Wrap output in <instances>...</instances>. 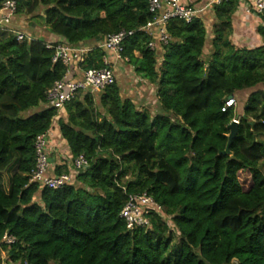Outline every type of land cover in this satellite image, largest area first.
<instances>
[{"label": "trees", "instance_id": "trees-1", "mask_svg": "<svg viewBox=\"0 0 264 264\" xmlns=\"http://www.w3.org/2000/svg\"><path fill=\"white\" fill-rule=\"evenodd\" d=\"M238 6H213L205 61L197 18L170 21V41L158 52L142 32L124 41L125 65L155 88L156 114L124 99L116 75L98 94L78 92L61 110L45 108L66 68L52 62L45 42L0 32V238L15 240L0 254L14 264H264V92L247 97L241 116L221 111L235 93L264 85V47L229 41ZM38 10L60 39L52 46L94 48L152 18L147 0H17L18 16ZM104 56L94 48L79 74L101 69ZM233 120L237 134L222 155ZM47 132L69 162L48 168L71 176L58 190L29 183L35 139ZM77 157L87 166L73 172ZM143 193L160 212L148 213L149 228L128 230L119 214L129 195Z\"/></svg>", "mask_w": 264, "mask_h": 264}, {"label": "built area", "instance_id": "built-area-1", "mask_svg": "<svg viewBox=\"0 0 264 264\" xmlns=\"http://www.w3.org/2000/svg\"><path fill=\"white\" fill-rule=\"evenodd\" d=\"M226 2V0H211L212 6H217ZM239 6L243 7L246 12L257 16L260 19V28L264 29V0H238ZM148 12L152 18L143 27L134 31L121 30L116 34L107 36L96 47L106 52V56L102 58L101 69H93L83 72L76 76H72L73 69L78 70V66L83 63L86 55L94 48L87 46H68L57 44L52 46L45 43L46 50H53V63L57 61L66 68L63 78L54 83L53 86L45 94V108L61 110L62 107L70 102L78 92L89 93L91 95L98 94L105 88L111 86L115 82V65L117 63H126L127 60L122 59L124 41L133 36L136 32H142L150 38L148 49L158 52L170 41L167 32L168 23L172 20L183 21L189 24L195 19L199 13L191 6L183 3V0H147ZM17 0H0V32L13 36L18 43L35 41L33 37L27 35L15 28L11 24L16 17ZM79 73V70H78ZM236 106L234 99L225 102L222 112ZM238 124L236 120H233ZM50 132L42 134L35 139L34 153L35 166L30 173L29 183H35L41 188L49 190H58L71 183V176L61 174L54 176L48 174V138ZM73 172H80L87 163L82 157H77L71 164ZM150 211L160 212V208L145 193L140 195H129L126 203L122 208L119 217L123 219L128 230L136 228H149V221L146 218ZM15 242L7 233L0 238V246L9 247ZM0 264H14L7 256V252L0 254ZM20 264V263H18ZM21 264H28L23 262Z\"/></svg>", "mask_w": 264, "mask_h": 264}, {"label": "crops", "instance_id": "crops-1", "mask_svg": "<svg viewBox=\"0 0 264 264\" xmlns=\"http://www.w3.org/2000/svg\"><path fill=\"white\" fill-rule=\"evenodd\" d=\"M183 3L187 6H191L192 8L196 9L197 11H199L196 18L202 22V24L205 28V33H206V48L204 49L203 55H202V59L205 61L207 59L208 55L211 53L210 41L212 40V37H213L212 28H213V25L215 24L213 9H212L213 6L211 5V0H183ZM15 18L13 19L11 26H13L12 28L16 29ZM259 28H260V19L257 16L246 12V10L243 7L238 6V9L235 11V13L232 15V18H231V26H230L231 36L229 37V41H230L231 45L237 49H254V48H258V47H262V46L264 47V37H261L260 34L258 33ZM50 37L52 38L51 41H53V42L60 40L58 38H53L52 36H50ZM122 65H124V64L117 63L115 65V75H116V81L118 83L120 81L118 75L124 70ZM126 68H128V67H126ZM78 74H79L78 70L73 69L72 76H75L74 78H77L76 76ZM80 74H79V76H80ZM144 83L145 84L143 86H140L142 91L138 95L139 99L142 100V102H141L142 105L145 101L147 102V104H149L151 101H153L154 99L152 100V96L155 98V88L149 84H146L145 81H144ZM259 86H264V85H259ZM259 86H257V87H259ZM256 88H254V89H256ZM120 90H121V88H120ZM251 90H253V89H251ZM251 90H246V91H242V92H238V93L234 94V100L237 101V104L234 108V112H235L236 117L242 115L244 105H242V106L240 105V108L238 111L236 110V107H238V104L241 100L243 103H245L247 97L250 95ZM150 93H152V96ZM239 96L242 99H239ZM155 102H156V100H154L152 103L156 104ZM54 134L55 133H53V135ZM56 145L57 144L54 145V149L58 148V146H56ZM57 160H58V158H54V157L49 158L48 162H49V166L51 169L54 166L62 165V163H60Z\"/></svg>", "mask_w": 264, "mask_h": 264}, {"label": "rangeland", "instance_id": "rangeland-1", "mask_svg": "<svg viewBox=\"0 0 264 264\" xmlns=\"http://www.w3.org/2000/svg\"><path fill=\"white\" fill-rule=\"evenodd\" d=\"M41 17H42V12L39 10L32 17L31 16L30 17H24V16L16 15L15 27H16V29H18V31H21L25 34H28L31 37H33L34 39L41 40L45 43H50L52 38L50 37V34L48 33V30L46 29L45 24H44ZM122 66H123L124 70L118 75L120 81H119V83L117 82L118 86L121 88V96L124 99H131L133 101V103L136 106H138L142 102V100L139 99V96H138L140 94V92L142 91L140 86H143L145 84L144 83L145 80L143 81L140 77H138L137 75H134L131 68H129V67L126 68L127 66L125 64ZM254 92H264V86H259L256 89L251 90L250 94H252ZM150 94L152 96V93H150ZM153 99H154V97L152 96V100ZM239 99H242V98L239 96ZM153 101H151L149 103V105L145 101L143 103V105L146 107V111H148L149 113H152V114H156L158 110H157L156 104L152 103ZM235 102L237 104V101H235ZM240 105L241 106L244 105L242 100L239 102L238 107H236L237 111L239 110ZM41 109H42V107H38L37 111H41ZM23 116H25V114ZM48 143H49L48 147L50 149H53L50 152V155H52L51 157L58 158L57 161H59L60 163H69L68 160L66 159V150L63 146L61 147L60 144L58 143L57 144L58 147H61V148L54 149V147H53L54 142H53L51 137L48 138ZM6 180L7 179L4 176L3 180H2L3 181L2 186L4 188H7V185H5ZM170 230L173 231L172 228ZM232 264H235V263H232Z\"/></svg>", "mask_w": 264, "mask_h": 264}, {"label": "water", "instance_id": "water-1", "mask_svg": "<svg viewBox=\"0 0 264 264\" xmlns=\"http://www.w3.org/2000/svg\"><path fill=\"white\" fill-rule=\"evenodd\" d=\"M237 123L232 121L229 126L227 127V130L229 131V135H228V139H227V145L226 148L224 150V152L222 153V155H226L229 154V147L231 145L232 140L235 138L236 134H237Z\"/></svg>", "mask_w": 264, "mask_h": 264}, {"label": "clouds", "instance_id": "clouds-1", "mask_svg": "<svg viewBox=\"0 0 264 264\" xmlns=\"http://www.w3.org/2000/svg\"><path fill=\"white\" fill-rule=\"evenodd\" d=\"M236 103V102H235ZM235 108V107H234Z\"/></svg>", "mask_w": 264, "mask_h": 264}]
</instances>
